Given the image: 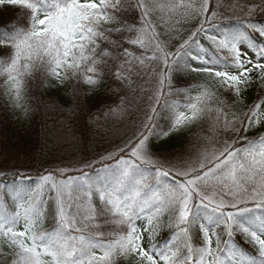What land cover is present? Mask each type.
Instances as JSON below:
<instances>
[{
  "label": "snow or ice",
  "instance_id": "1",
  "mask_svg": "<svg viewBox=\"0 0 264 264\" xmlns=\"http://www.w3.org/2000/svg\"><path fill=\"white\" fill-rule=\"evenodd\" d=\"M4 9V107L29 118L41 88L70 91L73 118L112 103L92 146L0 170V264H264V0Z\"/></svg>",
  "mask_w": 264,
  "mask_h": 264
},
{
  "label": "trees",
  "instance_id": "2",
  "mask_svg": "<svg viewBox=\"0 0 264 264\" xmlns=\"http://www.w3.org/2000/svg\"><path fill=\"white\" fill-rule=\"evenodd\" d=\"M16 16V9L0 11V26L15 22ZM32 94L40 97V103L31 105L33 113L27 119L4 107V97L0 96V170H11L17 162L14 158H18L28 171L35 173L40 170L41 164L52 166L61 158L72 157L85 147L92 146L99 139L94 131L95 124L90 123L92 114L97 112L101 100L112 103L103 93L87 97L82 103L85 110H90L88 116L77 111L73 118L71 110L76 104L70 91L57 93L41 88ZM254 98L255 91L250 90L246 103H251ZM97 123L105 130L109 126L102 116ZM67 140L70 143L66 146ZM7 182L10 184L11 178Z\"/></svg>",
  "mask_w": 264,
  "mask_h": 264
},
{
  "label": "rangeland",
  "instance_id": "3",
  "mask_svg": "<svg viewBox=\"0 0 264 264\" xmlns=\"http://www.w3.org/2000/svg\"><path fill=\"white\" fill-rule=\"evenodd\" d=\"M70 143V141L69 140H67L66 142H65V144L64 145H66L67 146V144H69ZM69 147V146H68ZM188 147V144L186 145V147L185 148H187Z\"/></svg>",
  "mask_w": 264,
  "mask_h": 264
}]
</instances>
